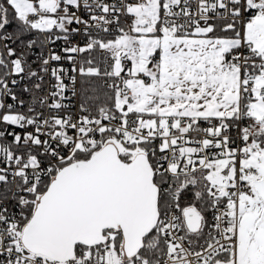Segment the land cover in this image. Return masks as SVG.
<instances>
[{"label": "snow or ice", "instance_id": "snow-or-ice-1", "mask_svg": "<svg viewBox=\"0 0 264 264\" xmlns=\"http://www.w3.org/2000/svg\"><path fill=\"white\" fill-rule=\"evenodd\" d=\"M0 264H264V0H0Z\"/></svg>", "mask_w": 264, "mask_h": 264}]
</instances>
